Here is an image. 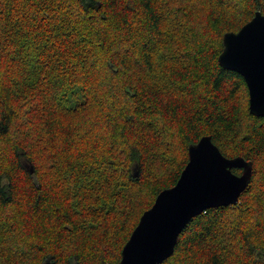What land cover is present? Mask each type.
I'll return each mask as SVG.
<instances>
[{"label":"trees","instance_id":"obj_1","mask_svg":"<svg viewBox=\"0 0 264 264\" xmlns=\"http://www.w3.org/2000/svg\"><path fill=\"white\" fill-rule=\"evenodd\" d=\"M257 11L264 0H0V264H120L205 135L251 161V181L161 264H264V115L219 62Z\"/></svg>","mask_w":264,"mask_h":264},{"label":"water","instance_id":"obj_2","mask_svg":"<svg viewBox=\"0 0 264 264\" xmlns=\"http://www.w3.org/2000/svg\"><path fill=\"white\" fill-rule=\"evenodd\" d=\"M220 64L238 71L249 89L250 112L264 115V14L237 32H226ZM233 168H240L237 174ZM253 163L225 156L210 135L189 146V161L177 183L162 190L146 210L122 250L120 264H161L169 258L189 221L211 207L239 202L249 185Z\"/></svg>","mask_w":264,"mask_h":264}]
</instances>
